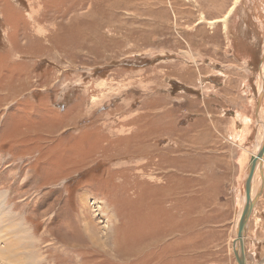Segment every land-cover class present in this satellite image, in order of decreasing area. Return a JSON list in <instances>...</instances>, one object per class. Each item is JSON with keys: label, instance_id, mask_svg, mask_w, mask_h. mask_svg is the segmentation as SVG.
<instances>
[{"label": "rangeland", "instance_id": "obj_1", "mask_svg": "<svg viewBox=\"0 0 264 264\" xmlns=\"http://www.w3.org/2000/svg\"><path fill=\"white\" fill-rule=\"evenodd\" d=\"M250 1L0 0V264H236ZM242 240L264 264V189Z\"/></svg>", "mask_w": 264, "mask_h": 264}, {"label": "bare ground", "instance_id": "obj_2", "mask_svg": "<svg viewBox=\"0 0 264 264\" xmlns=\"http://www.w3.org/2000/svg\"><path fill=\"white\" fill-rule=\"evenodd\" d=\"M236 3H237V0H234L233 5L230 7L229 11L232 10L235 7L234 5ZM250 4L252 6L250 10H252V11L254 10V12L258 16V19L262 22L261 24H259V20L257 21L256 18H254L255 23L258 24V29L261 30V26L264 29V0H252V1H250ZM251 13L253 15V12H251ZM226 16L227 15H225V17ZM213 22H217V21H213ZM261 32L263 33L264 30H261ZM262 33H261V36L263 38V42H262L263 45H262V50L259 53V65H258V68H257L258 88L256 90V106H255V110H254V131H261L262 133L261 132L260 133H258V132L256 133L255 150H254V153L252 154L253 156H255L257 150L259 149V147L262 144V137L264 138V120H263V124H262V128H261L262 113H263L262 105H263V101H264V76H263L264 72H263V69H262V67L264 66V34H262ZM249 168L247 166L245 177L242 180L243 186H242V189L240 191V197H239V203H238V208H239L240 213H241V210L243 208L244 201H245L244 183H245V180H246L247 175L249 173V171H248ZM250 189H251L250 190V200H251L252 208H253V206L259 200V197L261 196V193H262V191L264 189V154H263L262 159L257 161L256 170L253 173ZM255 193H256V195H255ZM254 195H255V197H254ZM238 221H239V224H240V219L238 218V215H237L236 222H235V227H234L235 235H236V232H237L238 226H239L238 225ZM247 224H248V220H247V223L245 225V230H244V234H243L242 239L246 235ZM13 225H15V218L9 212L6 213L4 208H3V206L0 205V238H1V236H4L6 238V239L2 238L1 241L6 244V248H8V249H10L12 244L16 245L15 242H19L20 238L24 235V234H21V233L15 231V230H11V231H7L6 230V229H10ZM234 241H235V247H234L235 249L234 250H236V252L239 253L240 256H242L241 255V251H240V241L241 240H239V242L237 243V240H236V237H235V239L232 241V245L231 246H233V242ZM1 247H2V245H1ZM4 248L0 249V254L1 255H4L2 253V252H5ZM16 249H17V245H16ZM232 253H233V247H232ZM235 263H236V261H235Z\"/></svg>", "mask_w": 264, "mask_h": 264}, {"label": "water", "instance_id": "obj_3", "mask_svg": "<svg viewBox=\"0 0 264 264\" xmlns=\"http://www.w3.org/2000/svg\"><path fill=\"white\" fill-rule=\"evenodd\" d=\"M263 154H264V138L262 137V144L257 150L255 156L250 157V161L248 165V168L250 167L248 170L249 173L244 183L245 201H244V205L241 210V213H240V224L236 232L237 243L239 242V240H242L244 230H245V225L247 223L249 216L251 215L252 203L250 200V185H251L253 173L256 170L257 161L262 159ZM232 247H233V255H234L236 264H245V259H244V254H243V240L242 242L240 241V249L242 250V256H240L239 253H237L236 250H234L235 241L233 242Z\"/></svg>", "mask_w": 264, "mask_h": 264}, {"label": "crops", "instance_id": "obj_4", "mask_svg": "<svg viewBox=\"0 0 264 264\" xmlns=\"http://www.w3.org/2000/svg\"><path fill=\"white\" fill-rule=\"evenodd\" d=\"M249 136V135H248ZM250 136H251V134H250Z\"/></svg>", "mask_w": 264, "mask_h": 264}]
</instances>
